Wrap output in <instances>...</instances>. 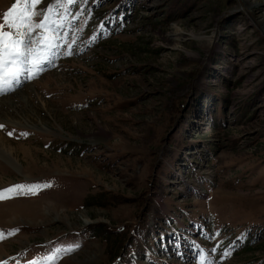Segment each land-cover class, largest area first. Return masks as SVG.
<instances>
[{"label": "rangeland", "instance_id": "1", "mask_svg": "<svg viewBox=\"0 0 264 264\" xmlns=\"http://www.w3.org/2000/svg\"><path fill=\"white\" fill-rule=\"evenodd\" d=\"M76 1L59 55L0 95V190L40 186L0 200V264H264V0Z\"/></svg>", "mask_w": 264, "mask_h": 264}, {"label": "snow or ice", "instance_id": "2", "mask_svg": "<svg viewBox=\"0 0 264 264\" xmlns=\"http://www.w3.org/2000/svg\"><path fill=\"white\" fill-rule=\"evenodd\" d=\"M72 0H68L71 3ZM40 0H17L3 15V21L15 33L4 32L5 24H0V95H6L16 90L23 82L38 78L44 71V65L52 63L53 55L58 56L56 49L61 48L57 42L58 29L63 27L60 13L56 10L62 7V0H56L55 5H49L47 12L39 20L35 8ZM23 29V31H20ZM71 55V52H68ZM4 125H0L2 129ZM12 135L11 132L8 133ZM27 135V133H21ZM39 185H13L0 190V200L12 198L18 190H27L35 194ZM6 193L8 195H6ZM78 245H67L54 250L43 261H31L30 264H57V257L67 255L77 250ZM192 247L199 253L198 264H216V261L205 255V250L198 245ZM211 251L214 253L216 247ZM230 255V250L221 253V262Z\"/></svg>", "mask_w": 264, "mask_h": 264}, {"label": "trees", "instance_id": "3", "mask_svg": "<svg viewBox=\"0 0 264 264\" xmlns=\"http://www.w3.org/2000/svg\"><path fill=\"white\" fill-rule=\"evenodd\" d=\"M65 2L66 1V3L68 2V0H62V2ZM73 1V0H72ZM74 1H76V0H74ZM77 2V1H76ZM66 3L63 5L64 7L65 6H67L66 5ZM91 6V5H90ZM93 6V8H95V5H92ZM92 8V7H91ZM77 9H78V7H77ZM113 10H111V11H109L108 13H109V15H110V12H112ZM69 16L70 17H77V19H78V22H77V24H76V28L77 29H79V30H81V29H83L84 28V32L85 33H88V29H89V26H87V23L88 22H90V21H92V20H90V19H88L87 20V16H89V11L88 12H86V10H85V8L84 9H80L79 10V12L78 13H76V12H73V13H71V14H69ZM93 16V15H92ZM69 17V18H70ZM107 17V16H106ZM106 17H104V19H103V17H100V18H98L97 19V22H100V21H102L101 23H100V25H98L97 26V32L98 31H101L103 28H104V26H103V22L104 21H106V24L108 23V19H106ZM92 19H93V17H92ZM96 23L95 22H93V26L95 25ZM110 25H111V23H110ZM110 25H109V27H110ZM80 27H83V28H80ZM167 164H166V167H164L163 169H167ZM189 221H191V219H188ZM198 221V220H197ZM199 225H202V223H199ZM204 226V225H203ZM208 233H211V232H209V230H208V227H207V229L203 232V234L204 235H207ZM216 233V232H215ZM217 237V235L215 234H213V233H211V237H210V239H211V241H214V239ZM158 239V237L156 236H154V234L153 233H151V236H149V238H148V244H150V242H154V244L156 243V240ZM134 242V244H140L141 242H142V239H139V240H134L133 241ZM153 244V243H152ZM248 244V243H247ZM150 246V245H149ZM232 245L231 244H228V243H223L221 246H217L216 244L214 245V243L212 244V245H208V247L209 248H211V247H216V249H218V255H219V253L221 254L225 249H229L230 250V247H231ZM200 248H202V249H204V250H206V248H205V245L204 244H202V245H200L199 246ZM218 247H220V248H218ZM58 249V248H57ZM150 249L151 248H147L146 250H144L143 251V253H145L146 255H147V257L148 256H150V254H149V251H150ZM138 250V249H137ZM232 251L230 250V253H231ZM138 254V259H140V257H141V255H140V253H138V251H135V258H137V255ZM38 258H41L42 257V254L41 253H38V255H36ZM210 256H212V255H210ZM36 257V258H37ZM146 257V258H147ZM148 259V258H147ZM149 260V259H148ZM150 261V260H149ZM151 262V261H150ZM30 264V263H29Z\"/></svg>", "mask_w": 264, "mask_h": 264}, {"label": "bare ground", "instance_id": "4", "mask_svg": "<svg viewBox=\"0 0 264 264\" xmlns=\"http://www.w3.org/2000/svg\"><path fill=\"white\" fill-rule=\"evenodd\" d=\"M23 99H25V98H23ZM7 105L9 108L10 107H12L13 108V106H10L12 103H11V101H7L6 103H4V105ZM2 109H0V113L2 112V110H3V107H1ZM2 138L0 137V140H1Z\"/></svg>", "mask_w": 264, "mask_h": 264}]
</instances>
